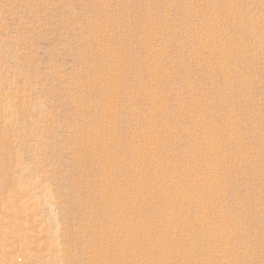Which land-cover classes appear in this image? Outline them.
Masks as SVG:
<instances>
[{
  "label": "rangeland",
  "instance_id": "1",
  "mask_svg": "<svg viewBox=\"0 0 264 264\" xmlns=\"http://www.w3.org/2000/svg\"><path fill=\"white\" fill-rule=\"evenodd\" d=\"M0 264H264V0H0Z\"/></svg>",
  "mask_w": 264,
  "mask_h": 264
}]
</instances>
